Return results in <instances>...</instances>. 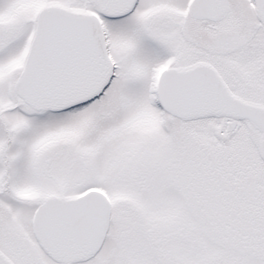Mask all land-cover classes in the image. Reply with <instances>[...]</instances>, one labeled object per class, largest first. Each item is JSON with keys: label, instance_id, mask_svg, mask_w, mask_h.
I'll return each instance as SVG.
<instances>
[{"label": "snow or ice", "instance_id": "1", "mask_svg": "<svg viewBox=\"0 0 264 264\" xmlns=\"http://www.w3.org/2000/svg\"><path fill=\"white\" fill-rule=\"evenodd\" d=\"M0 264H264V0H0Z\"/></svg>", "mask_w": 264, "mask_h": 264}]
</instances>
